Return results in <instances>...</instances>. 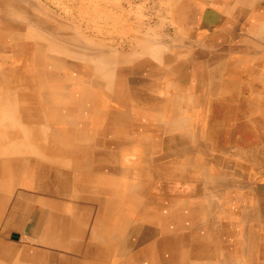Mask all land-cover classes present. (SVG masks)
<instances>
[{
    "label": "bare ground",
    "instance_id": "obj_1",
    "mask_svg": "<svg viewBox=\"0 0 264 264\" xmlns=\"http://www.w3.org/2000/svg\"><path fill=\"white\" fill-rule=\"evenodd\" d=\"M73 1L79 2L80 0ZM97 1L100 3V0ZM33 3H35L33 0H0V42L11 46L12 49L8 51L29 53L32 67L22 71L31 74L33 68L36 73L33 79L41 82L40 87H46L52 81L62 77L61 69L78 70L84 63L85 70H91L93 67L100 79L104 78L113 83L117 95L123 96V99L117 100V105L122 107V110L119 112L113 108L112 111V129L110 130L112 135L110 136H113V141L110 142L111 151L109 152L106 147L108 150L105 153L108 154L102 157L101 150H98L97 155L89 160L90 154L85 150L89 149L91 141L93 144L99 143L102 138L99 134L93 137L92 133L93 138H90V131L87 130L89 127L83 128V125L78 126L77 124L87 122V120H82L84 117L88 118L92 115L94 111L90 99L92 95L88 92L81 98L72 94L75 97L73 101H76L77 97V103L81 102L77 108L58 105L57 108L52 109L55 114L60 113V116L64 118L62 122L64 128L61 134L69 138L70 142H66L64 137L61 136L62 139L58 136L55 141L57 152H49L48 149L37 148L36 145L35 151L30 152L31 156L15 153L19 155L14 161L15 169L21 170L22 167L19 166L24 161L30 165H39L38 170L41 172L45 168L44 171L50 169L52 173L54 168L49 163H59L69 169H72V166H83L85 170L81 169V172L84 173L82 172L74 181L81 186L83 190L80 191L86 193L89 200L93 199L94 202L98 201L101 204L106 202L107 210H112L124 204L122 199L130 197L134 212L132 213L130 207L129 209L127 207L126 211V206H123V209L120 207L123 213L127 214L126 222L120 228L115 220L112 223V228L115 231L123 229L122 231L127 234V239L130 235L129 232L136 234L131 240L129 239V242H125V245L127 243V246L133 248L128 247L129 252L131 251L130 254L122 256L123 263L119 264H155L159 260L157 264H179L183 260L185 261L182 264L188 263L192 250L185 248L187 242L183 236L178 237V233L202 226L204 219L209 217L207 214L213 213V210H218L216 225L222 230V237L224 239L230 238L231 235L236 237V244L226 246L229 250H239L241 242L242 250H258L262 238H256V228H263L264 232V224L258 221V209L256 208L260 201L259 198L264 197V180L262 179L264 176V0H199L197 3L179 2L177 5L165 3L167 7L171 6L174 9L171 8L173 12H179L178 14H182L181 17H184L180 20L174 19L172 23L185 26L186 31L177 33L175 37L178 41L190 43L189 49L176 48L175 51L165 53L160 46L146 44L151 35L138 37L136 34H132L135 36L131 41L128 40V43L133 52L119 55V58L113 57L106 51L105 53L98 50V48H89L94 50L91 52L66 46V29L64 31L62 20L55 22L45 5L39 6ZM101 6L103 5L101 4ZM101 6L98 8L96 6L94 12L103 13L105 9H101ZM91 7L93 8V6ZM83 8L81 7V10ZM108 19L112 21L114 18ZM176 21L179 22L176 23ZM125 31L134 30L130 27ZM56 37L60 41L55 39ZM72 38L76 41L75 35ZM3 52H7L6 49L0 48L1 58H4L1 55ZM127 70H129L128 75L130 76H127ZM18 73L21 74V71L19 72V69L14 66L0 65V91L6 87L19 91L22 88H28L25 84L15 80V74ZM73 82L81 85L76 80ZM113 86L111 85V87ZM54 96V92L50 94V98H54ZM30 97L31 95H21V98L25 100ZM54 101L50 103L52 106ZM15 105L16 108L13 105L14 110L11 112L18 115L19 104L15 103ZM4 113L7 114L3 107L0 110V130L3 128L14 129L13 131L24 130L20 128L21 125L17 126L13 123L15 118H11L10 124H7L6 121L10 117L7 119ZM33 122H35L34 118ZM148 123L156 128L155 137L148 132ZM42 127L45 128V133L51 132L49 127ZM84 129L86 130L82 132ZM165 134V143L172 142L176 145L175 150L167 153L161 151L158 145L154 144L163 140ZM117 141H121L125 147H115L113 142ZM45 144V146L49 144L47 140H45ZM9 146H4L6 149L0 151L1 156L11 150ZM21 146L25 147L23 144ZM98 146L100 148L101 143ZM223 146L230 149L236 146V151L231 149L228 152ZM247 149H251V153L247 152ZM135 151L137 152L136 162H134L135 157L133 158ZM83 152H86V159L84 161L77 160L78 157L75 155L79 153L83 155ZM222 153H229L239 163L228 164L217 160L213 163L210 155ZM0 162L5 164L6 161ZM185 169L187 171L184 175L191 172L190 175L194 177L190 182L179 180L183 178V174L178 171L181 172ZM103 172L108 174L103 175ZM52 173L50 178L53 177ZM124 173L127 175L124 176ZM159 174H162L163 178L169 177L163 180L166 182H163V188L173 182L175 190L173 194L169 191V194L174 198L159 197L156 198L157 200L149 198L147 186L150 185V182H145V180L157 177ZM59 178L63 188L69 186V178L62 175ZM74 181L72 183H75ZM25 183L24 180L23 184L25 185ZM222 184L229 188L228 192L223 193ZM39 186H42V190L37 195L43 200H37V203L40 202L42 208L50 204L53 205L55 197H44V194L53 196L51 182L48 183L47 179L43 177ZM237 187L241 193L239 196L244 199L238 198ZM230 188H232L231 191ZM163 191H160V195L159 193L156 195L163 196ZM110 193L111 198L106 200L105 195ZM81 196L83 195L81 194ZM118 198H121L119 202L116 201ZM14 213H16L15 210H13L12 216ZM130 213L132 216H129ZM211 216L214 221L215 215L211 214ZM104 220L107 219L104 218ZM243 223H246L245 226L247 225L246 228L249 230L247 236L237 229V226H242ZM213 229L214 225L208 230L209 235ZM228 229L232 232L227 233ZM47 230L45 234L50 233V230ZM150 231L155 232L156 237L151 238L150 236H153L154 233ZM47 237L49 238V236ZM194 237L195 235L190 239ZM210 239H212L211 236ZM132 240L133 242H131ZM191 242L194 243V241ZM247 242L248 247L246 248ZM208 243L209 262L212 260L211 254L217 244ZM192 246L194 247L195 244ZM9 249L0 248V264H37L38 261H33H36L34 259L38 257V260H42L44 264H102L101 260L103 258L106 260V254L111 253L106 250L100 255L90 254V250L87 248L85 252L83 249H79L76 254L59 253L61 255L54 256L45 249L39 248L40 256L27 255L28 259L22 262L16 258L17 256L13 257ZM71 249L75 250L76 248ZM66 250L67 248L63 251L66 252ZM194 250L196 249L194 248ZM121 252H119L120 256ZM109 256L111 257V254ZM89 258L95 259L96 262H87ZM69 259H73V262H67Z\"/></svg>",
    "mask_w": 264,
    "mask_h": 264
},
{
    "label": "rangeland",
    "instance_id": "obj_2",
    "mask_svg": "<svg viewBox=\"0 0 264 264\" xmlns=\"http://www.w3.org/2000/svg\"><path fill=\"white\" fill-rule=\"evenodd\" d=\"M90 1H93V3H90ZM227 1H231V0H227ZM33 2H35L33 4H37L39 6H41V4L45 5V7L49 10L51 15L53 16V19L55 20V22H59L62 20L61 22H62L64 31L66 29L65 31V45L66 46L73 48V49H79L82 51L98 48V50H102L103 52L106 51L108 54H112L113 57L119 58V55H123L127 53L130 54L131 52H133L131 51V45L128 43V40L131 41L132 37L135 36L132 34H136V36L138 37L145 36V35L149 37V35H151L149 37V40L146 41L147 42L146 44H151L152 46H156V45L160 46L161 49L163 48L162 50H164L165 53H170L177 49H183V50L189 49L190 43L183 42L182 40L178 41L177 38L175 37L177 33L186 31L185 26H178L172 23L174 19L180 20L184 17H181L182 14H178L179 12L174 11L175 12L174 13L172 11L173 8L171 6L167 7V4L177 5L179 2L197 3L199 2V0H117V1L116 0H100V3H98L97 0H80L79 2H75L73 0H33ZM73 4H76V5H73ZM101 4L103 6H101ZM91 6H93V8ZM96 6L97 8L101 6V9H105L103 13H101L103 15L94 12V8H96ZM81 7L82 8L84 7V8L81 10ZM116 8H117V11H116ZM65 12H67L66 15H65ZM114 14H115V17H114ZM118 16L119 18H116ZM108 18H114L116 21L114 19L112 20L113 22L111 20L109 21ZM120 18L121 20L119 21ZM177 22L179 21H176V23ZM128 26H130L132 30L134 31H130L131 33L129 31L126 32L125 30L127 28H130ZM110 32L111 33L113 32V33L111 34ZM73 34L76 36V38L74 39L77 41V43L72 38L74 36ZM124 34L125 36H123ZM130 35L132 36L130 37ZM55 39L59 40L58 37H56ZM178 42L179 43L181 42L180 43L181 46L179 45ZM133 45L141 46L140 44H133ZM0 48H5L7 51V52H3L4 54L3 53L1 54L4 58H1L0 56V65L4 64L6 66H14L15 68L19 69V72L21 71V74L20 73L15 74V78H16L15 80L18 82H21L22 84H25L28 87V88H22V90L20 91L18 89L15 90V88L8 89L6 87V89L0 91V98L3 99V100L0 99V110H2L4 107V110H6V113H7V114L4 113L6 115L5 117L7 119L10 117L8 121H6V123L10 124L9 121L11 120V118H15L13 123L17 126L21 125L20 128L24 129L23 131L19 129L17 131H13L14 129L10 130L7 128H3L0 130V133H1L0 134V151L4 150L5 148L4 146H9V145L11 149L7 151L6 154H4L3 156L0 155V161H4V162L6 161L7 163H9L7 166L6 162L5 164L4 163L2 164L0 162V183L2 181V183L0 184V187H1L0 188V226H1L0 227V246H1L0 248L2 249L4 248L8 250L10 247V249H13V250L9 249L10 254H12L13 257L17 256L16 258H19L22 262L28 259L27 255H31L32 257L34 255L40 256L41 252L39 248L48 250L50 252V255H54V256L65 254V253L66 254H73V253L76 254V252L79 249H83L85 252V250L88 248L90 250V254L100 255V254H103V252H105L106 250L111 252V253L106 254V257H107L106 260H104V258L101 260L103 261L102 264H110L112 262L121 263L122 262L121 257L129 255L131 252V251L129 252V249H128L129 246H127V243L125 245V242H129L131 238H133V236L136 234H133V232H129L130 235H128V239H127V234L124 231H122L123 229H120V230L116 229L115 231L112 228V223L115 220L119 228L124 226V222H126L125 219H126L127 214L126 212L123 213V210H122L123 206H126V209L124 207L125 211L127 210V207L128 209L130 207L132 209V213L134 212V209H133L134 207L132 205V200L130 199V197L129 198L126 197L125 200L124 199L121 200V198L116 199V201L118 202L120 200L124 201V204H122V206L119 205L122 209L120 207H116L115 209H112V210L108 209L109 210L108 212L109 214H108L107 213L108 205L106 202L101 204L98 201L94 202L93 199L89 200V198L86 196V193H84L83 191H80V190H83L81 189V186L77 185L76 182L74 181L76 178H78L80 174H82L83 171L81 172V169L85 170L83 166H72V169H69V168H65L64 166H61L59 163H55V164L49 163V165H52L54 168L53 173H52L50 169H46V171H44L45 168L41 172L40 170H38L39 165H30L27 163V161L26 162L24 161L25 164L22 163L19 166V167H22L21 170H19L18 168L15 169L16 166L14 165V161L16 160L15 158L19 156L16 154L22 153L24 156H31L30 152L32 150L35 151L36 145H37V148H41V149L44 148V150L48 149L47 151L49 152L51 151L57 152V146H56L55 141L58 136L60 138L64 137V141L66 140V142H70L69 138H67L64 135L62 136L61 134L63 133L62 129L64 128V126L62 125L64 118L60 116V113L55 114L54 111H52V109L57 108L58 105H67L71 107L74 106L77 108L81 102L77 103V97H76V101H73L75 100V97H73L72 94L74 96H80L82 98L88 92H90L92 95L90 99H91V103L93 104L92 107L94 111L92 112V115H90L88 118L84 117V119L82 120V121L87 120V122H84V123L82 122V124L80 122L79 123L80 125L79 124L77 125L78 126L83 125L82 126L83 128L89 127L87 130L90 131L89 133L90 138L96 137V135L98 134L102 138L101 142H99L101 143L100 148H98L99 143L94 142L95 144H93V141H91L89 149L87 148L85 150L88 154H90L89 160H91L93 157L97 155L98 150H101L100 154L102 155V157L107 156L108 153H105V152L108 149H109V152L111 151L110 142L113 141V136H110L112 135V133L110 132V130L112 129V119H111L113 116L112 111L114 108L115 110L117 109L119 110V112H121L122 107L117 105V100L123 99V96H121L120 94L117 95L116 89L113 86L112 82H109L104 78L100 79V77L97 75L93 67H91V70H85L86 67L84 63H82L81 67H79L78 65L79 67L78 70L61 69L62 77L59 80L52 81L46 87H40L41 82L38 81L37 79L36 80L33 79V77L36 75L35 70L33 68H32L31 74H27L22 71L25 68L32 67V64L29 60V53L25 51H22L20 53H15L14 51H8L12 49L11 46L7 44H3L1 42H0ZM90 51L92 52L94 50H90ZM126 74L127 76H130L128 75L129 70H127ZM135 78L137 77L135 76ZM75 80L76 82H80L81 85H77L75 82H73ZM132 80L135 81L136 79H132ZM97 81H98V84H97ZM107 85L109 86V88ZM111 85L113 87H111ZM62 91H66V92H62ZM53 92L55 93V96L54 98H50V94H52ZM59 92H62V93H59ZM77 92H80V93H77ZM65 93L68 95H66ZM112 93L114 96L112 95ZM23 94H26L28 96L31 95V97L28 100H25L21 98V95ZM36 94L38 95V97ZM68 96L70 97V100ZM62 99H64V101H62ZM53 100L55 101L52 106L50 103ZM15 103L19 104L18 108H20V109H17L18 115L11 112V110H14L13 109L14 107L16 108ZM8 113L11 115H9ZM33 118L35 122H33ZM56 121H59V122H56ZM33 123L35 124V126ZM42 126L49 127L51 132L45 133L44 132L45 128H43ZM135 126H136V123H135ZM147 127H148V132L150 133V135L155 137L154 132L156 128L154 127V125H151L148 123ZM85 130L86 129L82 130V132H84ZM91 133L94 134V136L91 135ZM165 136L166 134L163 136V140H160L159 142L157 141L158 144L157 143H154V144L158 145L160 150L165 153L175 150L176 145L174 143L172 142L165 143L166 141L164 138ZM45 140H47L49 143L47 146H45L46 145ZM20 144L25 145V147L21 146ZM113 145L115 147H125L124 144L121 143V141L113 142ZM223 147L228 152L231 151L232 149V148L230 149L229 147H225V146ZM235 148L236 146L233 147L232 150L236 151ZM246 151L251 153V149H247ZM86 152H83V155L82 153L76 154L75 156L78 157L77 160L84 161L86 159L85 158ZM75 156L73 157V159L75 158ZM136 157H137V152L135 151L133 153L134 162H136ZM34 159H37V158H34ZM210 159L213 160V163H215V160L221 161V162L224 161V162H227L228 164L239 163L232 156H230L229 153L228 154L226 153L214 154V155L211 154ZM85 165L87 166V164ZM7 167H8V170H7ZM186 171L187 169L181 170V172L178 171L180 174H183V178L179 180H183L184 182L185 181L190 182L193 180L194 177L193 175H190L191 172H187V174L184 175ZM189 171H192V170H189ZM28 173H29V176H27ZM41 173H43L44 175ZM51 173L53 177L50 178ZM107 174H108L107 172H103V175H107ZM61 175L64 176L65 178L66 177L69 178L68 180L69 186H65L63 188L62 183L60 182V178H59L61 177ZM123 175L126 176L127 174L124 173ZM43 177L47 179L48 183L51 182V186L53 188V196H51L50 194H44L45 196L43 194L42 195L47 198L55 197L56 200L53 203V205L50 204L42 208L41 207L42 204L40 202L39 203L37 202L42 201L43 199L37 194L42 190V186H39V185ZM133 177L142 178V177H137V176H133ZM166 178H169V177L166 176ZM166 178H163V175L159 174V176L157 177H154V178L150 177L145 180V182L147 181L150 182L149 183L150 185L147 186L149 190V194H150L149 196L150 199L154 198V200H157L156 198H159V197L160 198L164 197L166 199L174 198L170 196L169 194V191H171V194H173V191L175 190V188L173 187V182H170V185L166 188H163L162 186L163 182H165L163 180H166ZM262 179L264 180V176L262 177ZM24 180L26 182L25 185L23 184ZM73 181L75 183H72ZM203 186L205 188V185ZM233 187L235 189V186ZM163 189L165 190L163 191ZM223 190H224L223 193H226L229 191V188L222 184V191ZM231 190L232 188H230V191ZM160 191H163L162 193V195L164 194L163 196H159L161 194ZM165 191L167 192L164 193ZM237 192H238L237 194L238 198L244 199V197L239 196V194L241 193L238 187H237ZM8 193H10L12 196ZM156 193L157 194L159 193V195H156ZM7 194L8 196H6ZM81 194L83 196H81ZM105 198L106 200L111 198V193L105 195ZM259 199L260 201L256 205V208L258 209L257 211L258 216H259L258 221L264 224V197L263 198L260 197ZM13 210H15L16 213H14L12 216ZM132 213H130L129 216H132ZM217 213H218V210H213V213L209 212V214H207L209 217L206 219L203 218L204 223L202 226H198V228H193V230L191 228L189 230L179 231L178 237L183 236L187 242L185 248H189L192 250V254L188 258L189 261L186 264H207V261L209 260L208 259L209 252L207 250V244H209L208 242L210 243L213 242L214 244H217L215 246V250L211 254L212 255L211 264H232V263L233 264H246V262L248 261L251 262V264H256V263L264 264V259L262 258L263 252L260 249L256 251L255 249L251 251L242 250V242L240 244L241 250L234 249L232 251L226 247L228 245L231 246L232 244H236V241H235L236 237L235 235L234 236L231 235L230 238L228 237L226 239L222 237V230L220 229L218 225H216L218 223L217 217H216V215H218ZM211 214L215 215L214 221L212 219L213 216H211ZM92 216L93 218H91ZM104 218L107 220L105 221ZM245 224L246 223H243L242 226L238 225L237 229L243 234L245 233V235L247 236L249 233V230L246 228L247 225L245 226ZM213 225H214V229L211 230V233L209 235L208 230L213 228ZM244 228L245 230L247 229L246 232ZM47 229L50 230L49 234H45V231ZM121 231L124 233H122ZM150 232H153V231H150ZM231 232L232 231L230 229L227 230V233H231ZM153 233L154 235L150 236L151 238L156 237V233L155 232ZM193 235H195V237L193 239H190V237H193ZM47 236H49V238ZM210 236L212 239H210ZM46 239H47V242H46ZM48 239H50L51 241H49ZM191 241H194V243H192ZM131 242H133V240ZM192 244H195V246L193 247ZM72 246L74 249L75 248L76 249L72 250L71 249ZM63 247L64 249H66L67 247L68 248L67 250H70V251H67V250L66 252L63 251L64 250ZM247 247H248V242L246 243V248ZM129 248L132 249L133 247L132 248L129 247ZM194 248L196 250H194ZM126 249L128 250L126 251ZM119 252H121L120 253L122 254L121 256L119 255ZM110 254H111V257L109 256ZM225 254L227 257L225 256ZM205 256L207 257L205 258ZM38 258L34 259L36 261H33V262L38 261L39 263L37 262V264H40V263L44 264V262L42 260L40 261V259L38 260ZM117 259L118 261H116ZM184 261L185 260H183L182 263H184ZM182 263H179V264H182ZM173 264H177V263H173Z\"/></svg>",
    "mask_w": 264,
    "mask_h": 264
},
{
    "label": "crops",
    "instance_id": "obj_3",
    "mask_svg": "<svg viewBox=\"0 0 264 264\" xmlns=\"http://www.w3.org/2000/svg\"><path fill=\"white\" fill-rule=\"evenodd\" d=\"M47 231H49V230H47ZM263 228H260V227H258V228H256V238H262V239H260V245H259V249L263 252V255H262V258L264 259V236H263ZM62 245V244H61ZM67 245V244H66ZM67 248V247H66ZM71 248H73V246L71 247ZM68 249V248H67ZM46 251H48V250H46ZM70 251V250H69ZM49 252V251H48ZM50 253V252H49ZM71 255V254H70ZM30 261V260H29ZM116 261H118V259L116 260ZM123 261V260H122ZM67 262H73V259H69V261H67ZM87 262H96V260L95 259H92V258H89V261H87ZM103 262V261H102ZM116 264H119V263H117V262H115ZM121 263H123V262H121ZM212 263V260H210L209 262L207 261V264H211ZM256 263V262H255ZM246 264H251V262H246ZM257 264V263H256Z\"/></svg>",
    "mask_w": 264,
    "mask_h": 264
}]
</instances>
